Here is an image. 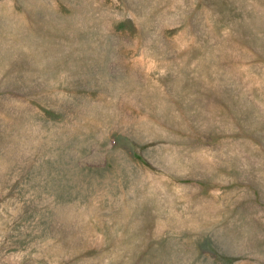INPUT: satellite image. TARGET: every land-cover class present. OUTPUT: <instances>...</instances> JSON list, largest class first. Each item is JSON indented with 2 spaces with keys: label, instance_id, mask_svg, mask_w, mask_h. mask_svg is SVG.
<instances>
[{
  "label": "rangeland",
  "instance_id": "obj_1",
  "mask_svg": "<svg viewBox=\"0 0 264 264\" xmlns=\"http://www.w3.org/2000/svg\"><path fill=\"white\" fill-rule=\"evenodd\" d=\"M0 264H264V0H0Z\"/></svg>",
  "mask_w": 264,
  "mask_h": 264
}]
</instances>
